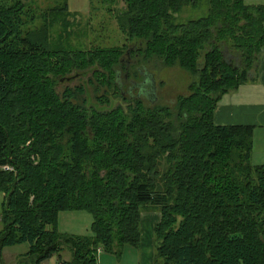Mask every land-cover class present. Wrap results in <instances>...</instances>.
I'll return each instance as SVG.
<instances>
[{
  "label": "trees",
  "instance_id": "1",
  "mask_svg": "<svg viewBox=\"0 0 264 264\" xmlns=\"http://www.w3.org/2000/svg\"><path fill=\"white\" fill-rule=\"evenodd\" d=\"M124 1L119 25L141 45L132 55L192 77L171 105L129 96L126 108L101 110L87 106L83 86L59 92L58 78L73 72H92L96 81L117 72L125 51L51 44L56 16L69 15L66 3L38 10L0 0V256L5 246L28 243V264L64 249L68 264H98L99 251L120 256L125 245L138 247L142 212L154 208L156 264H264L255 127L214 122L220 98L255 80L264 4ZM135 67L125 81L141 77ZM77 210L93 216L92 235L58 230L59 213Z\"/></svg>",
  "mask_w": 264,
  "mask_h": 264
},
{
  "label": "rangeland",
  "instance_id": "2",
  "mask_svg": "<svg viewBox=\"0 0 264 264\" xmlns=\"http://www.w3.org/2000/svg\"><path fill=\"white\" fill-rule=\"evenodd\" d=\"M31 2L33 7L45 9L53 7L56 4L66 3L68 5L69 15L66 17H57L52 26L51 44L55 46L63 45L66 49L72 50L79 48H120L124 52L122 55V66L107 76H102V81H96V74L87 72H73L68 77L58 78L57 90L64 91L66 87L74 90L83 86V94L87 106L99 108L101 110L112 109L118 105L126 108L129 101L125 98H141L145 103L152 105H171L175 103L178 95L188 93V85L192 77L187 70L178 66H165L160 59H153L151 62H145L139 55H132L141 45L139 42L127 40L126 32L121 27L118 19L119 13L125 8L124 0H26ZM190 11H188L189 13ZM60 19L66 18L69 22L67 28ZM44 21L42 18L37 19L36 25L41 27ZM73 23V24H72ZM140 45V46H139ZM130 50V51H129ZM132 65L142 74L141 77L130 78L125 81L127 71ZM100 69V68H99ZM93 69L91 68L92 71ZM78 73V74H77ZM103 74V72H102ZM107 79H110L107 80ZM105 81V85L103 82ZM93 82V83H91ZM99 98L102 100L100 101ZM105 100V102L103 101ZM108 100V101H107ZM4 193L0 191V230L2 229L1 213ZM86 215L92 217L87 212L81 211H62L58 216L57 228L60 232L72 234L76 230L75 226L82 224L83 219L79 216ZM81 228L84 229L85 221ZM29 250L28 243L5 246L2 248L0 264H28L30 258L26 257ZM71 253L68 249L61 252L63 259H68ZM56 257L57 254L55 255ZM71 258V257H70ZM45 264H51L46 261ZM59 264V263H58Z\"/></svg>",
  "mask_w": 264,
  "mask_h": 264
},
{
  "label": "crops",
  "instance_id": "3",
  "mask_svg": "<svg viewBox=\"0 0 264 264\" xmlns=\"http://www.w3.org/2000/svg\"><path fill=\"white\" fill-rule=\"evenodd\" d=\"M247 4H264V0H245ZM260 63L257 72L252 75L255 80L241 85L237 90L224 94L216 107L214 122L217 125H253L254 144L252 162L255 165L264 164V53L260 57ZM87 212L83 210H77ZM73 212V211H72ZM89 213V212H87ZM79 216L85 221L84 229L82 224L72 230L73 234L92 235L93 216L87 217L80 213ZM161 219V213L154 208H147L141 215V241L138 247L125 245L120 256L112 253L100 252L98 264H156L154 262L155 241L154 227ZM69 251V250H68ZM70 252V251H69ZM68 259H59L62 256L55 255L48 259L51 264H68L71 253H68ZM58 256V255H57ZM47 260L41 264H45Z\"/></svg>",
  "mask_w": 264,
  "mask_h": 264
},
{
  "label": "built area",
  "instance_id": "4",
  "mask_svg": "<svg viewBox=\"0 0 264 264\" xmlns=\"http://www.w3.org/2000/svg\"><path fill=\"white\" fill-rule=\"evenodd\" d=\"M3 169H5V170H11L12 168L9 165H6V166L3 167ZM99 253H100V251H99Z\"/></svg>",
  "mask_w": 264,
  "mask_h": 264
}]
</instances>
